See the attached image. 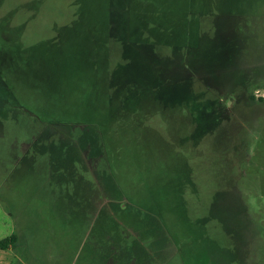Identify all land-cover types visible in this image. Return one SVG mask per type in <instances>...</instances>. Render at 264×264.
Segmentation results:
<instances>
[{
    "label": "rangeland",
    "instance_id": "rangeland-1",
    "mask_svg": "<svg viewBox=\"0 0 264 264\" xmlns=\"http://www.w3.org/2000/svg\"><path fill=\"white\" fill-rule=\"evenodd\" d=\"M100 11L113 21L106 56ZM150 18L180 33L195 25L197 41L129 44L141 54L119 65V27L137 34ZM3 19L42 43L8 46L17 29L2 24L0 241L16 240L0 264H264V0H0ZM142 54L166 63L155 91H143L157 73ZM126 95L135 108L179 101L169 127L197 139L177 147L189 180L168 134L156 149L128 114L113 125ZM192 95L210 113L193 125L179 105ZM105 141L114 176L110 152L97 154ZM110 176L126 196L103 191Z\"/></svg>",
    "mask_w": 264,
    "mask_h": 264
},
{
    "label": "trees",
    "instance_id": "trees-1",
    "mask_svg": "<svg viewBox=\"0 0 264 264\" xmlns=\"http://www.w3.org/2000/svg\"><path fill=\"white\" fill-rule=\"evenodd\" d=\"M109 8V7H108ZM110 9V8H109ZM101 10V9H100ZM104 10V7L102 8V11ZM108 9H105V13L108 14L107 12ZM98 13L97 19L100 21V23H102V30L101 32L103 33V40H104V34L106 31H108V29H111V25L113 22L112 18L108 17V16H102L101 12ZM210 12V10L206 11V12H199L198 14H196L197 16L199 14H208ZM103 13V12H102ZM191 15H193L194 13H189ZM189 14H187L189 16ZM5 22H7V20H0V30L3 29L2 24H5ZM8 23V29H11L13 27H15L17 29V35L15 39H11L9 41H4V44L7 43L8 46L11 45V43H13L16 47H20L24 53L25 52H30L31 50H35L37 48V46L39 45V43H42V40L38 41L35 40L32 43L28 42V39L23 35L24 31L26 30L27 24L25 25V27L20 28L19 26H13L10 27L9 22ZM2 26V28H1ZM181 27V26H180ZM180 28L178 26H164L162 22H157L155 19H147L146 22H144L142 24V26L138 25V27L136 28V32L137 34L132 33L131 31H127V29L125 30V28L122 26L119 27V32L123 35V38L121 41H123L125 44L123 45V47L121 48V59L118 61L119 65L123 64H128L131 61V56L129 55L130 51H136L139 54H141L139 51H137L136 49L133 48H129V44H134V45H140V46H153L155 44H165V45H169L173 48H180L183 47L184 45H186L187 43H189L190 41H192L193 39H195V41H197L196 37V27L195 25L192 26H183V30L182 33L179 32ZM165 33H168V36H165ZM54 37L51 38H44V41H48L51 42L53 41ZM103 42V45H102ZM101 42V45L104 47V53L106 56V48H105V40ZM131 42V43H130ZM128 44V48L127 49L125 47V45ZM16 48L17 52V57L16 60H19L20 64H24L27 61L28 56L21 53V49ZM22 54V55H21ZM143 55V54H142ZM4 57L1 60L3 61L4 65H8V64H15L16 60H13V58H8ZM144 57V61L146 62V64H149L148 66H150L152 69L149 70V72L152 73H157V75L152 74L150 81L147 82L146 81V87H144V90L146 92V88L149 87V89L151 91H155L157 89H159L161 87V76L160 73L162 72L161 68L164 67V65L166 64L165 61L163 59H159V58H155L152 57L151 58L147 55H143ZM106 63L108 65H110L108 58L106 57ZM114 70V69H113ZM147 71V70H146ZM125 85V84H124ZM123 89H128V87H124ZM142 91V90H141ZM142 91V92H143ZM126 94H129L126 93ZM193 96V95H192ZM126 97V98H125ZM124 98H122L123 103L119 105V109L114 112V113H118L117 116L114 118L113 120V125L115 124V119L117 120V122H121L123 115L124 114H128L130 119L128 121V124L130 127L135 128L137 131H139L140 134H142V131L146 132V138H148L150 140V145L155 146L156 149H161L163 147H167L168 145H170L171 149H173L176 153L180 154L183 157V170L184 173L186 174V159L183 155V153L180 151V153L177 151V147L180 145H184V143L188 142H192L196 141L197 139L193 138V136H190L188 133L187 135H185L184 138H177L173 135V133L171 132V129L169 127V123H170V118L169 116H172L173 114H175L176 109H177V103L179 101H165V99L161 96V95H157L155 97L154 103L153 104H149L147 107L145 106H140L138 108H135L134 106H129L128 103H126L127 101V95ZM194 97V96H193ZM195 100L193 101V106L192 107H188V105L185 102L180 103L179 105H182L183 107L188 108L189 112L188 115L190 117V121L192 122V125L194 123H196V118L199 112H205L208 113V111H202L204 108H207V105L204 107H201V102L200 100H197L198 98L194 97ZM207 110V109H206ZM210 114V113H208ZM160 120L161 125H162V131L164 134L159 135V132H157L155 129H153L151 127V125L148 122H152L154 120ZM61 121H58L57 123H59ZM59 125V124H56ZM116 132V130H115ZM114 132V133H115ZM166 134H168V138L172 137V139H168L165 143H167L168 145H165V143H163V137L166 136ZM167 137V136H166ZM180 139V140H179ZM73 141L75 142V140H73L71 138V142L73 143ZM76 143V142H75ZM90 148L92 149L93 143L91 142L90 144ZM105 146H103V151H101L99 148L97 150V154L100 156V158L102 156L105 155V150H107V152H110L107 154V157L105 155V158L108 160V169H107V173L109 174H113L114 176V169L115 168V156H114V152H112L110 149H107V142L105 141V143L103 144ZM188 169V168H187ZM187 174H186V177ZM111 176H110V181L108 184L110 185H104L103 182L106 181L103 180L102 181V186L105 188H103V191H111V192H115L116 190H118L119 193H121L122 191L124 193H121L123 196H126L125 193L127 194V190L125 188V186H123L120 182L118 183V185H116L114 182L112 181V183L114 185H111ZM189 180V179H188ZM186 184L188 185V183L186 182ZM194 184V183H193ZM192 181H190V185H193ZM16 240V236L14 234L10 235L9 237L3 239L0 241V248H5L7 247L11 242H14Z\"/></svg>",
    "mask_w": 264,
    "mask_h": 264
},
{
    "label": "crops",
    "instance_id": "crops-1",
    "mask_svg": "<svg viewBox=\"0 0 264 264\" xmlns=\"http://www.w3.org/2000/svg\"><path fill=\"white\" fill-rule=\"evenodd\" d=\"M5 248H11V244H9L7 247H5ZM12 249V248H11Z\"/></svg>",
    "mask_w": 264,
    "mask_h": 264
}]
</instances>
